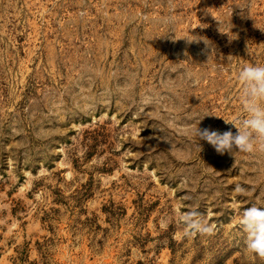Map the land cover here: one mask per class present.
Wrapping results in <instances>:
<instances>
[{"label": "rangeland", "instance_id": "rangeland-1", "mask_svg": "<svg viewBox=\"0 0 264 264\" xmlns=\"http://www.w3.org/2000/svg\"><path fill=\"white\" fill-rule=\"evenodd\" d=\"M250 63L264 0H0V264H264V153L194 134L237 132Z\"/></svg>", "mask_w": 264, "mask_h": 264}, {"label": "clouds", "instance_id": "clouds-1", "mask_svg": "<svg viewBox=\"0 0 264 264\" xmlns=\"http://www.w3.org/2000/svg\"><path fill=\"white\" fill-rule=\"evenodd\" d=\"M205 43L209 42L205 40ZM237 79L241 85L240 99L244 117L224 119V122L234 126L237 132L233 134L228 130L221 133L197 126L194 134L199 141H207L222 155L225 152L233 156L237 153H264V65H246L238 73ZM236 191L242 193L244 189L237 186ZM180 223L185 237L214 233V225L195 210L184 212L180 216ZM239 225L245 234L247 250L264 259V207L252 206L245 209Z\"/></svg>", "mask_w": 264, "mask_h": 264}]
</instances>
